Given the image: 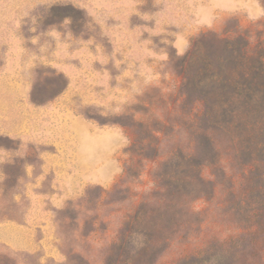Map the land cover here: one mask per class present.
<instances>
[{"label": "rangeland", "instance_id": "rangeland-1", "mask_svg": "<svg viewBox=\"0 0 264 264\" xmlns=\"http://www.w3.org/2000/svg\"><path fill=\"white\" fill-rule=\"evenodd\" d=\"M249 29L264 40V0H0V264H219L223 248L221 264H246L232 239L258 198L243 178L264 184L261 168L217 129L220 167L184 166L205 123L183 57L205 32ZM170 179L154 260L131 259L143 236L120 245L124 222Z\"/></svg>", "mask_w": 264, "mask_h": 264}, {"label": "trees", "instance_id": "trees-1", "mask_svg": "<svg viewBox=\"0 0 264 264\" xmlns=\"http://www.w3.org/2000/svg\"><path fill=\"white\" fill-rule=\"evenodd\" d=\"M259 34L260 31L257 36ZM207 41L216 45L217 53L213 59L207 58L202 51V45H206ZM183 62L187 64L183 93L187 95L189 87L198 91L200 95L197 99L203 110L197 116L205 123L204 128L199 126L197 129L199 134L194 142L195 147H190L198 152L193 149L187 151L182 158L184 166L198 168L205 163H212L220 167L218 157L222 147L212 136V130L217 129L227 136L228 150L236 159L245 153L254 156L252 163H246L244 168L252 173L250 164L257 165L258 169L261 168L259 178L264 179V163H261L260 158L264 151V40L258 37L255 43L253 29L236 30L231 38H223L215 32H205L196 40L194 49L184 55ZM191 66H194L193 70ZM175 156L171 155L170 161L176 159ZM197 178L203 188L211 183L202 175ZM243 179L244 185L248 184L250 192L256 191L258 198L247 208L243 231L232 239L236 248L233 247L232 256L235 261L244 260L246 264H264V184L254 182L251 174ZM235 183L238 184L235 188L239 189L240 183ZM183 184L187 188L192 184L190 175L186 176ZM171 186L170 179L159 190L148 194L138 209L127 216L120 245L124 246L132 233L143 236L140 245L135 246L131 259L145 256L149 262L154 260L153 250L158 245V240L151 233L159 224L154 221L155 213L162 207L167 209L170 202H173L175 193L170 189ZM200 192L203 195L205 190L201 189ZM194 198L196 197L191 199ZM151 200H154L153 203ZM236 209H241L240 198ZM134 226L136 229L133 232ZM173 228L174 226L171 227L170 234H173ZM246 240L249 241L250 250L243 251L241 248H244ZM228 253L223 248L214 253L213 259L221 264ZM204 254L205 252L185 256L181 264H204L212 256L205 258Z\"/></svg>", "mask_w": 264, "mask_h": 264}]
</instances>
